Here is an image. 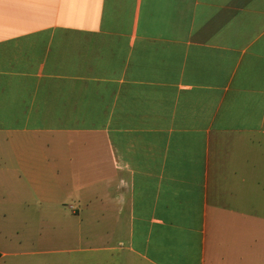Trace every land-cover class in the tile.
Listing matches in <instances>:
<instances>
[{"label":"crops","instance_id":"crops-1","mask_svg":"<svg viewBox=\"0 0 264 264\" xmlns=\"http://www.w3.org/2000/svg\"><path fill=\"white\" fill-rule=\"evenodd\" d=\"M31 200L57 264H264V0H0L1 264Z\"/></svg>","mask_w":264,"mask_h":264},{"label":"rangeland","instance_id":"rangeland-1","mask_svg":"<svg viewBox=\"0 0 264 264\" xmlns=\"http://www.w3.org/2000/svg\"><path fill=\"white\" fill-rule=\"evenodd\" d=\"M40 206L33 200L29 203L28 206H24V209L28 211L30 217L25 222L26 230H29L30 233L23 236L22 245L24 248L22 249V255L14 259L16 264H57V257L52 253L57 249V244L55 242H44L42 245L39 244L38 238V225L41 228V222L38 221V208ZM4 221L12 222L11 218H4ZM17 223V221H15ZM22 221H20L21 223ZM52 224V220L49 221ZM48 226V225H47ZM46 226V232L50 233V236L53 240L54 234L48 231ZM50 228V227H49ZM47 239V237H45Z\"/></svg>","mask_w":264,"mask_h":264},{"label":"trees","instance_id":"trees-1","mask_svg":"<svg viewBox=\"0 0 264 264\" xmlns=\"http://www.w3.org/2000/svg\"><path fill=\"white\" fill-rule=\"evenodd\" d=\"M0 260H1V253H0ZM0 264H1V262H0Z\"/></svg>","mask_w":264,"mask_h":264}]
</instances>
